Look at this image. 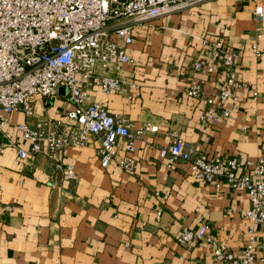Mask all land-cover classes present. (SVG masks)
<instances>
[{
  "label": "crops",
  "instance_id": "1",
  "mask_svg": "<svg viewBox=\"0 0 264 264\" xmlns=\"http://www.w3.org/2000/svg\"><path fill=\"white\" fill-rule=\"evenodd\" d=\"M258 5L263 7L260 22L254 17ZM109 26L112 29L115 23ZM262 32L264 0H209L135 25L128 47L133 64L115 74L138 82L140 96L130 99L99 88L87 90L88 102L100 103L127 120L131 132L145 123L158 127L157 133L146 132L135 142L131 173L114 162L102 169L94 138L84 147L59 154L64 166H73L72 182L55 174L53 161L43 154L18 157L13 143L24 150L31 146L17 130L19 124L59 118L71 109L59 91L46 105L42 98L34 99L33 119L21 112L9 115L0 132V264H211L205 244L182 246L175 241L183 228L197 230L202 225L239 254L251 225L242 214L250 206L248 193L224 182L217 187L198 181L186 162L167 169L158 147L167 145L175 133L206 159L264 158V37L258 41L259 58L250 49ZM217 38L240 49L237 70L243 90L231 117L201 122L200 101L185 93L194 82L201 85L202 96L218 91L215 76L220 72L200 75L191 67L198 58L210 60L202 40ZM95 74L106 75L99 69ZM242 172L241 168L238 173ZM165 192L169 194L163 199ZM254 228L258 247L254 264H264L259 250L264 228Z\"/></svg>",
  "mask_w": 264,
  "mask_h": 264
},
{
  "label": "built area",
  "instance_id": "2",
  "mask_svg": "<svg viewBox=\"0 0 264 264\" xmlns=\"http://www.w3.org/2000/svg\"><path fill=\"white\" fill-rule=\"evenodd\" d=\"M205 1L209 0H0V132L13 113L21 112L33 119L36 97L46 105L58 97L60 88H65L71 105L59 118L46 116L33 124H19L17 130L31 146L24 150L13 143L11 148L18 157L43 154L53 161L55 174L72 182L76 179L73 166H64L59 154L70 147H84L94 138L102 169L114 162L122 171L131 173L135 167V142L146 132L157 133L158 127L145 123L131 132L127 120L113 115L100 103L88 102L87 90L99 88L107 95L138 98L140 84L115 74L133 64L128 47L133 42L135 25ZM254 17L258 22L262 20L261 5L256 6ZM112 22L115 26L111 29ZM262 37L264 32L257 34L250 47L257 58L261 56L258 41ZM202 47L209 52L210 60L196 59L192 70L200 75L220 72L215 76L218 91L214 96H202L201 85L194 82L185 94L200 101L201 122L216 123L231 117L238 108V93L243 90L237 70L241 51L226 46L220 38L203 39ZM97 69L106 75H96ZM158 151L169 170L178 162H186L196 180L217 187L224 182L249 196L250 206L242 214L251 225L239 254L210 235L207 225L197 230L183 228L175 241L182 246L205 244L211 251V264H254L258 248L254 226L264 228V158L243 162L237 157L206 159L175 133ZM241 168L244 172L239 174ZM46 185L53 187L52 182ZM168 194L161 197L166 199ZM155 196L159 197V192ZM160 214L159 209L158 218ZM259 250L264 261V245Z\"/></svg>",
  "mask_w": 264,
  "mask_h": 264
},
{
  "label": "water",
  "instance_id": "3",
  "mask_svg": "<svg viewBox=\"0 0 264 264\" xmlns=\"http://www.w3.org/2000/svg\"><path fill=\"white\" fill-rule=\"evenodd\" d=\"M59 93L60 94H64V96L66 95V89L65 88H60L59 89Z\"/></svg>",
  "mask_w": 264,
  "mask_h": 264
}]
</instances>
